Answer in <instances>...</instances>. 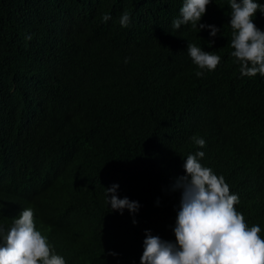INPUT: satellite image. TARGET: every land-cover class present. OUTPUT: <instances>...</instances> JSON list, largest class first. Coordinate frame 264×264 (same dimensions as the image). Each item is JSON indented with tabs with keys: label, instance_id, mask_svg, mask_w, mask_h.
<instances>
[{
	"label": "trees",
	"instance_id": "16d2710c",
	"mask_svg": "<svg viewBox=\"0 0 264 264\" xmlns=\"http://www.w3.org/2000/svg\"><path fill=\"white\" fill-rule=\"evenodd\" d=\"M183 3L0 0L4 232L16 194L29 192L40 231L66 264H140L146 230L175 241L179 155L203 151L264 239V77L242 76L231 55L229 0H212L199 22L221 29L215 37L199 24L173 28ZM253 22L264 31L259 10ZM189 43L220 56L214 71L195 75ZM113 184L139 203L134 217L110 211Z\"/></svg>",
	"mask_w": 264,
	"mask_h": 264
},
{
	"label": "clouds",
	"instance_id": "9594fccd",
	"mask_svg": "<svg viewBox=\"0 0 264 264\" xmlns=\"http://www.w3.org/2000/svg\"><path fill=\"white\" fill-rule=\"evenodd\" d=\"M212 0H184L179 9V18L173 20V28L191 23L199 30L208 28L215 37L221 29L215 25L199 23ZM231 9L229 25L232 29L231 55L240 63L242 76L264 77V31L253 22L257 11L264 14V4L254 0H229ZM110 15L104 14L107 22ZM122 27L130 23V16L124 12L119 21ZM31 36L25 37L31 40ZM214 41L210 42L211 44ZM187 52L192 62L200 69L197 77L204 75L203 70L214 71L220 63V56L206 52L189 43ZM127 63V59L125 60ZM193 142L203 148V138L191 137ZM205 153L179 155L185 175L177 177L171 186L172 191H180L181 198L175 226L172 229L175 241L161 239L150 230L145 231L143 253L140 264H264V239L258 225L249 227L244 216L235 205L239 197L230 193V187L223 176L216 175L206 167L202 158ZM176 156V155H175ZM118 184L106 188V203L110 211L121 215L127 209L135 216L140 205L127 197L119 198ZM29 192L19 191L15 196L20 206L9 217L12 225L7 230L0 228V264H66L65 259L53 253L47 238L40 231L38 215ZM159 203V201H157ZM0 209V217L2 216ZM132 223L137 221L133 218ZM49 225L50 238L54 234ZM109 255H117L110 252Z\"/></svg>",
	"mask_w": 264,
	"mask_h": 264
}]
</instances>
